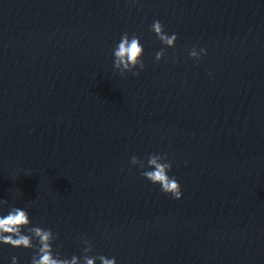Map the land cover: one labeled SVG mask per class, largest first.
<instances>
[{"label": "clouds", "instance_id": "clouds-1", "mask_svg": "<svg viewBox=\"0 0 264 264\" xmlns=\"http://www.w3.org/2000/svg\"><path fill=\"white\" fill-rule=\"evenodd\" d=\"M135 2V0H134ZM152 32L167 47H174L177 35L166 34L164 26L159 20H155L151 25ZM144 48L140 39L135 35L129 36L127 32L123 33L119 43L113 50L114 68L121 75L131 72L133 75H139L135 69H143ZM166 55L164 49L156 53L157 62L162 60ZM189 55L199 60L202 55H206V49L201 48L197 51L193 48ZM130 163L134 166L140 165V169H145V161L136 156L131 157ZM147 168L151 170L141 171V175L152 184H158L166 195L179 200L182 197L181 185L175 179L170 177L168 173L171 171L172 165L167 159L166 154H149L147 157ZM7 200H0V205H6ZM31 224L29 213L19 207H12L6 215H0V243L10 245L14 248L34 249V255L31 258V264H96L99 260L100 264H116L115 258H107L104 255H90L93 251L91 243L84 239L82 243L84 255L78 257L73 255L69 258H62L59 251L53 248V243L57 239L50 229L40 226L29 227ZM27 229V233H24ZM34 241L36 243H34ZM12 264H18V258L12 257Z\"/></svg>", "mask_w": 264, "mask_h": 264}]
</instances>
